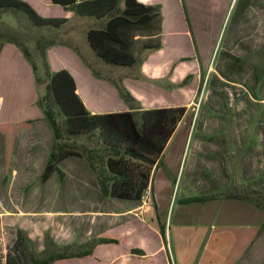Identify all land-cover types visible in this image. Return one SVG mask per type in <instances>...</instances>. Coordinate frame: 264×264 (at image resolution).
<instances>
[{"label":"crops","instance_id":"1","mask_svg":"<svg viewBox=\"0 0 264 264\" xmlns=\"http://www.w3.org/2000/svg\"><path fill=\"white\" fill-rule=\"evenodd\" d=\"M19 1L40 18L63 19L50 29L57 41L43 59L49 73L67 72L89 115L129 112L139 123L144 110L185 111L139 200L101 195L81 156L60 159L61 176L53 172L42 181L53 138L37 106L41 85L15 44L2 42L0 264L44 257L50 251L42 245L45 235L56 250L95 242L87 255L50 264H264V208L243 194L247 183L264 180V118L250 112L255 102L264 108V98L250 94L261 92L264 77V0H235L222 35L232 0H136L157 6L159 17L156 34L131 40L156 39V46L131 48L135 62L127 66L106 63L90 48L87 31L107 21L98 11L77 6L78 0ZM225 100L229 111L222 117H198L203 101L218 112ZM196 124L200 134L189 135ZM188 139L190 160L181 168ZM221 154L230 178L222 175ZM27 186L30 195L22 191ZM190 197L207 199L185 202Z\"/></svg>","mask_w":264,"mask_h":264},{"label":"trees","instance_id":"2","mask_svg":"<svg viewBox=\"0 0 264 264\" xmlns=\"http://www.w3.org/2000/svg\"><path fill=\"white\" fill-rule=\"evenodd\" d=\"M75 1L51 0V3L65 5ZM78 2L77 6L84 7L91 13L98 11L101 14L99 16L107 18L103 29H90L86 33V39L95 54L109 64L121 66L133 64L135 62L131 53L133 41L129 31L133 26L148 27L153 22L158 23V7L145 6L136 0H78ZM119 2L123 4L121 11L117 9ZM3 8L20 11L38 27L56 28L63 23V19L40 18L26 3L19 0H0V9ZM12 43L21 51L35 76L36 67L30 62L25 48L16 42ZM49 74L48 84L44 81L41 83L36 76L35 84L45 86L51 93L52 100L64 118L63 125L67 132L76 135L78 132L88 131V134L97 136L102 147L90 150L85 146L61 143L58 123L52 112L43 104L44 95L41 94L37 98V106L48 123L53 138L41 180L44 181L51 173L58 172L56 163L60 159L66 156H81L93 173L101 195L139 200L148 187L150 170L183 116L184 108L144 110L138 113L139 123L134 120L136 114L129 112L89 115L76 97L73 81L67 72L60 70ZM118 93L125 101L129 98L122 89H118ZM206 199L207 197H190L185 199V202H202ZM159 232L163 236L162 227H159ZM94 243V241L85 243L81 245L83 249L72 251L77 247L50 249L54 247L48 241L50 251L46 256L30 257L29 264H50L56 259L84 256L90 253Z\"/></svg>","mask_w":264,"mask_h":264},{"label":"rangeland","instance_id":"3","mask_svg":"<svg viewBox=\"0 0 264 264\" xmlns=\"http://www.w3.org/2000/svg\"><path fill=\"white\" fill-rule=\"evenodd\" d=\"M234 1L235 0H232V4L230 6L228 14L223 20L222 27H221V30H222L221 35L226 26L228 18L230 16ZM50 29L51 28L47 26L45 27L35 26L30 20H28V18L23 13H21L18 10H15L12 8L0 9V43L5 42V41H11V42L18 43L21 45V47L25 48L29 56V59H31L30 62L34 64V66L36 67L35 76L39 78L41 83L42 81L47 83L49 79V75H50L48 73L47 65L43 59L42 52L49 44L54 43L55 40L57 41V38L51 33ZM156 32H157V23L153 22L148 27H144L142 25L133 26L129 31V36L131 35L149 36V35L156 34ZM155 42H156V39H148L145 41L137 40L136 43H132L131 48L132 50L139 51L140 49L143 48L144 45H149L151 43L152 45H155L156 44ZM216 49H218V47H216ZM215 54H216V50L213 54L212 61L215 58ZM258 82L260 83L261 88H262L260 93L259 92L254 93L253 90L250 89L251 96H253L257 100H259L260 98H264V77L263 76L259 77ZM40 94L44 95L43 104L48 110L52 112L56 122L58 123V128H59L60 135H61V140H60L61 143L66 144V145H71V144L79 145L80 147L85 146L89 148L90 150L95 149V148L98 149L97 147L101 149L100 147L102 146H100L101 144L99 143L97 136L95 134H83L82 132H78L76 133V135H73L67 132L65 126L63 125L64 118L63 116H61L59 108L56 106V104L52 100L51 93L45 89V86H42ZM251 107H255V108H251ZM250 109H251L250 112H253V114H251L252 118L254 119L264 118V108L262 105H258V102H255V105L251 104ZM198 111H199L198 117L200 116H205L206 118H210L214 116L222 117L224 112L229 111V108L227 107V103L225 100L224 104H220V111L215 112L211 109L209 103L205 104L203 101L202 104H200ZM243 116L247 117V109H244ZM192 127L190 128L188 132L189 135L194 136V134H200L197 131V124L195 125L194 129H192ZM192 143L193 141L188 139L186 143L184 144L183 155L181 159V168L182 167L185 168L188 166V162L190 160V151H191ZM219 162L222 163V166H223V168L221 167L223 169L222 175H225L228 178L234 176V174L232 175L231 173H229V170L227 167L228 159L226 158L225 155L221 154V157L219 158ZM5 177L6 179H8V176H5ZM24 189L22 191H24L26 195H30L31 192H33V188L31 189L30 186L26 187V191ZM46 191H47L46 187L43 186L42 193L44 194L46 193ZM243 194L247 198L256 202L257 204L261 205L264 208L263 176H260V178L256 179L255 181L247 183L243 188ZM174 196H175V192H174L173 197ZM40 206H42V209L49 207L47 206V203L44 202L43 200ZM47 239H49V237L48 235L47 236L45 235L42 240L43 241L42 245L45 247V249H49L48 241L51 242L50 239L49 240ZM78 247L73 249L72 251H77V250H81L84 248L82 246H78ZM50 249H55V248L50 247Z\"/></svg>","mask_w":264,"mask_h":264}]
</instances>
